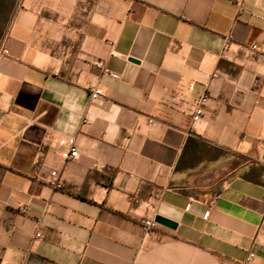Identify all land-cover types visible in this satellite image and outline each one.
<instances>
[{
    "label": "crops",
    "instance_id": "crops-1",
    "mask_svg": "<svg viewBox=\"0 0 264 264\" xmlns=\"http://www.w3.org/2000/svg\"><path fill=\"white\" fill-rule=\"evenodd\" d=\"M157 214L177 226L145 229ZM249 253L264 264V0H21L0 38V264Z\"/></svg>",
    "mask_w": 264,
    "mask_h": 264
},
{
    "label": "built area",
    "instance_id": "built-area-1",
    "mask_svg": "<svg viewBox=\"0 0 264 264\" xmlns=\"http://www.w3.org/2000/svg\"><path fill=\"white\" fill-rule=\"evenodd\" d=\"M256 47V45H254ZM216 76L217 74H213ZM102 94V90L99 88H95L91 90V97L92 98H98ZM209 100L208 94H203L195 99V110L193 113V124L194 122L203 114L204 106L207 104ZM83 122H87L86 119H83ZM63 145L65 146L64 151L62 152V156L65 159L74 158L78 156V147L76 144V138L75 137H68L66 139L62 140ZM49 184L54 188H61L62 183L59 180V172L56 169H53L51 171V176L48 180ZM143 226L147 230H151L153 228H156L158 226V222H156L154 219H145L143 221ZM37 235H41V233H38ZM253 258V253H249L246 257V260L242 264H249L251 259Z\"/></svg>",
    "mask_w": 264,
    "mask_h": 264
},
{
    "label": "rangeland",
    "instance_id": "rangeland-1",
    "mask_svg": "<svg viewBox=\"0 0 264 264\" xmlns=\"http://www.w3.org/2000/svg\"><path fill=\"white\" fill-rule=\"evenodd\" d=\"M20 3L21 0H0V38L8 31Z\"/></svg>",
    "mask_w": 264,
    "mask_h": 264
},
{
    "label": "water",
    "instance_id": "water-1",
    "mask_svg": "<svg viewBox=\"0 0 264 264\" xmlns=\"http://www.w3.org/2000/svg\"><path fill=\"white\" fill-rule=\"evenodd\" d=\"M132 61H137L135 58H130ZM154 220L162 225H165V226H168V227H171V228H175L177 226V222L170 219V218H167L163 215H160V214H157L154 218Z\"/></svg>",
    "mask_w": 264,
    "mask_h": 264
},
{
    "label": "trees",
    "instance_id": "trees-1",
    "mask_svg": "<svg viewBox=\"0 0 264 264\" xmlns=\"http://www.w3.org/2000/svg\"><path fill=\"white\" fill-rule=\"evenodd\" d=\"M244 156L248 157L249 159H254L252 156H249V155H244Z\"/></svg>",
    "mask_w": 264,
    "mask_h": 264
}]
</instances>
